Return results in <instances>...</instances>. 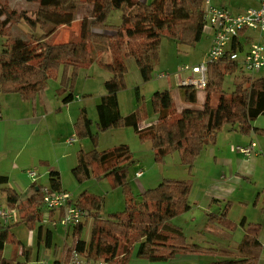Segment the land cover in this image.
<instances>
[{
  "label": "trees",
  "instance_id": "16d2710c",
  "mask_svg": "<svg viewBox=\"0 0 264 264\" xmlns=\"http://www.w3.org/2000/svg\"><path fill=\"white\" fill-rule=\"evenodd\" d=\"M36 1L38 8L34 18L26 11L1 10L0 7V34L9 36L5 49L0 52V94H16L25 101H31L46 90L49 79L57 78L60 69L64 73L71 70L68 78L73 84L79 70L97 62L112 75L105 81L106 94L96 106L99 132L131 127L142 142H151L157 162L178 152L181 164L188 168L189 173L202 151L217 143L218 133L224 126L228 125L231 130L243 135H250L253 132L252 121L264 115V74L243 75L235 83L233 91L227 93L223 89L225 77L242 69L238 63L228 59H221L209 66V83L201 109L183 108L178 111L170 90H164L155 92L151 98V106L156 114L153 124L140 127V123L147 118L143 104L129 115L121 114L118 94L126 88V59L133 57L142 80L150 81L154 71L153 62L163 35L170 36L179 44L190 46L201 41L205 0H156L150 4L143 0ZM81 1L94 4L93 20L90 24L84 20L81 38L49 43V37L57 28L72 24ZM115 9L122 11L120 26L108 24V18ZM12 22H25L29 30L34 32L29 31L31 39H36L37 47H32L23 39L11 40L8 27ZM36 32H40L38 38L34 36ZM242 33L245 34V31ZM246 42L249 43L248 37ZM90 43L99 56L91 52ZM105 53L112 55V62L103 61L101 56ZM62 91L65 90L60 88L59 93ZM179 91L184 104L197 103V91L193 87L179 86ZM68 97H72V94L64 101ZM137 99L140 100L138 92ZM92 124L86 109L82 108L74 124L75 134L81 139L89 137L95 149L79 151L78 163L72 173L82 182L91 177L92 168L98 164L105 176L111 177L115 185L124 189L128 204L124 211L105 219L98 211L100 198H91L86 194L81 197L76 205L90 212L88 220H94V225L88 243L80 237L88 216L74 228L76 251H89L90 255L105 259L104 264H114L119 249L116 233L125 234L128 231H133L134 236L133 243L125 253L127 263L133 252L137 257L147 260H169L179 253L178 250L196 256L214 251L186 243L182 230L170 224L178 214L191 209L188 198L192 186L189 182L165 178L157 187L140 194L141 201L138 203L132 197L127 182L129 168L135 164L129 146L121 144L99 150V134L92 132ZM7 183L8 178L0 175L1 191L6 196L8 207L18 210V219L9 224L0 223V264H27L15 257H4V249L8 242L21 247L23 245L11 232L14 227L26 225L33 231L36 224L42 221L45 187L32 184L24 192H18L15 188L6 187ZM48 187L52 191L63 190L59 172H50ZM228 212L227 205L220 213L210 212L208 220L224 229L234 230L236 224L228 218ZM43 227L40 224L37 229L39 241ZM259 233L260 227L257 226L247 229L233 257L191 264H262L264 243L260 241ZM175 239L182 241L180 249L170 244L168 255L161 254L164 246ZM54 264L61 263L56 260Z\"/></svg>",
  "mask_w": 264,
  "mask_h": 264
},
{
  "label": "rangeland",
  "instance_id": "374dc122",
  "mask_svg": "<svg viewBox=\"0 0 264 264\" xmlns=\"http://www.w3.org/2000/svg\"><path fill=\"white\" fill-rule=\"evenodd\" d=\"M144 1L150 4L156 0ZM210 1L213 6L227 8L230 12L235 14L245 11L254 5H251V3L255 2V0ZM0 7L1 10L11 11L15 9L17 12L26 11L28 15L34 18L38 8V1L0 0ZM93 11V3L81 1L77 6L75 20L72 24L57 28L56 32L49 37L48 42L55 43L57 39H59L57 42L76 41L80 39L82 23L84 20L89 24L92 22ZM121 17L122 11L115 9L108 18V24L120 26L122 22ZM29 31V27L25 22H12L8 27L11 40L24 38L23 40L31 44L32 47H37V41L36 39H31ZM30 32L34 33L33 31ZM250 34L248 38L249 43L244 47L245 50H247L253 42L260 41L264 43V35L260 37V34H256V32H250ZM39 35L40 32H36L34 36L38 38ZM8 38L9 36L0 34V52L5 49ZM210 42L211 38L206 34H203L201 41L194 46L179 44L170 36L163 35L161 37L160 47L153 62L154 71L152 72V79L148 82L142 80L135 59L133 57H128L126 59V66L128 69L125 76L126 88L118 94L121 114L123 116L129 115L143 104L145 106L147 118L140 123V127H145L143 125L144 123L149 125L153 124L156 121V114L151 106V98L155 92L164 90H170L175 102V108L177 110L180 109V101L182 100L181 98L179 100L177 93L179 92L181 67L185 65H199L206 61ZM89 48L93 54L99 56L91 43L89 44ZM101 57L103 61L112 62V55L110 53H105ZM242 59L243 55L240 56V63ZM68 71L69 74L67 75ZM68 71L64 73V71L60 69L57 78L49 79L48 81L46 90L48 89V92H51L54 102H58L60 99L59 97L63 96L65 93H67V96L73 93L74 96L79 95L80 98V95H82L84 100L79 102L84 105L86 100L88 111L85 107L83 108L86 109L88 117L93 122L91 128L92 132L95 135H97V133L99 134L98 149L106 150L121 144L129 146L137 165L132 164L130 166L127 182L132 192V197L138 203L141 201L140 194L143 192L138 190L139 185L137 183L136 186L134 180H139L143 186H145V191L157 187L165 178L187 180L192 186L188 198L191 209L178 214L170 221V224L182 230L186 243L196 244L208 250H214L211 252L208 251L209 254L206 253L200 256L187 255L181 250H178L179 253H177L173 259L169 260H147L137 257L135 252H133V255H131L127 263L125 262V253L129 249L130 244L133 243L134 232L128 231L125 234L124 232H117L116 238L119 249L114 264H191L233 257L236 255L237 245L241 242L247 229L254 226H257V228L260 227L259 239L264 243V130H262V128L264 129V116L252 121V125L257 131L250 135H243L231 130L228 125L224 126L218 133L217 143L207 146L202 151L200 156L195 160L191 173H189L188 168L181 164L180 154L178 152H174L165 157L161 162H157L151 142H142L131 127L112 128L107 132L100 133L97 127L99 117L96 105L99 103L101 96L106 94L105 81L112 75L108 71L102 69L97 62H93L88 67L79 70L75 82L71 84L68 78L71 74V70ZM162 72L168 74V77L163 79L157 78L156 75ZM262 74H264V72H262ZM243 75L251 74L242 68L234 75H227L223 82V89L225 92L231 93L235 83L239 81ZM60 88L65 90L64 92L62 91L63 93L61 94L59 93ZM56 89L58 95L55 93ZM205 91L203 92L205 93ZM137 92L140 94V100L137 99ZM197 98L199 104L202 101V95H197ZM196 105L197 104L194 106ZM69 129V124L66 123L63 132H67ZM100 137H102L101 140ZM47 139L46 149H49L52 144L50 138ZM76 139L77 141L75 143L70 144L74 150H80L81 143L84 144V142L91 144L92 147L87 146L83 151L87 152L95 149V145L89 137L81 139L76 136ZM247 141L248 143L251 141V143H256L258 145V150L260 149L261 151L260 155H256L255 152L248 161L239 152L232 151V148L238 146L251 145V143L247 145L244 144ZM241 159L246 161L243 160L245 163L243 162L242 166L239 164V160ZM76 165L77 164H75V166ZM73 168L67 172H63L61 181L66 191L72 194L75 203L85 194L91 198H100V209L98 211H100V215L105 219H109L111 215L120 213L126 209L128 197L124 189L115 185L111 177L105 176V173L103 174L102 168L98 164L92 168L91 177L82 182H79L75 178L72 173ZM137 170L144 171L145 176L140 179H135L137 178L135 177ZM146 178L151 184L146 183ZM46 186H49V184ZM218 195L225 198H220V203H217L218 198L215 200V197H218ZM226 204L229 210L228 218L236 224L234 230L224 229L208 220L207 215L210 212L220 213L227 206ZM42 209L43 215L48 213L46 207ZM56 215L57 214H55L54 217H56ZM43 218L44 216L42 220ZM88 219L89 216L84 221L87 222V224L84 226L80 235L82 240H88L86 241L87 243L90 242L93 232L92 219ZM243 221H245L244 225H242ZM56 222L57 227L55 228L53 245L51 246L46 245L44 233L40 239L41 242L39 245L37 242V229L40 224L46 226L47 224H51V222L44 223L40 221V223H37L34 239L33 233L26 225L14 227L11 232L15 238L34 246L32 251H30L31 260H27L26 253L22 252L21 245H17L14 242H8L6 244L4 257L9 259L15 257L18 261L26 262L27 264H41V262L54 264L56 260H59L61 264H73V255L78 252H76L75 249L76 237L73 234L76 226L73 228L63 227L58 222V215ZM67 232L69 233L67 234ZM170 244L176 245L179 248L182 241H177L176 239L172 240L168 246L165 245V248L160 251L161 254L168 255L170 252ZM38 253L42 259L40 263L38 262L39 260L36 259ZM78 253L82 264H94L95 262L98 263L99 261L105 260L101 257L90 255L89 251ZM261 263L264 264V249L262 251Z\"/></svg>",
  "mask_w": 264,
  "mask_h": 264
},
{
  "label": "crops",
  "instance_id": "0c3cea01",
  "mask_svg": "<svg viewBox=\"0 0 264 264\" xmlns=\"http://www.w3.org/2000/svg\"><path fill=\"white\" fill-rule=\"evenodd\" d=\"M251 5V7L257 8L259 7V1L255 0ZM58 40L59 39H57V41ZM57 41L55 43H62ZM68 74L69 71L67 75ZM55 93L57 94V89ZM199 95H202V101L199 104L198 98L196 106L186 105L180 101L181 108L178 110L181 111L183 108L201 109L205 100V93L201 92ZM80 96L81 98L79 95L74 96L72 93V97H68L66 101H64L67 97V93H65L63 96L59 97V100L57 98L58 102H54V98L52 97L51 92H48V89L31 101H25L16 94H0V175L8 178L6 187L15 188L18 192H24L27 190L33 184L26 172L30 169H36L39 174V180L34 184L46 187V185L49 184L50 172L57 171L61 176L63 172L71 170L75 164L78 163L77 157L80 150H85L87 146L92 147L91 144L84 142V144L81 143V149L76 151L70 145L75 142L68 143L69 140L76 139L74 124L77 121L80 109L85 107L88 111L86 100L84 105L80 104L79 101L82 102L84 100L82 95ZM177 96L180 100V91L177 93ZM262 116L264 115H260L256 119H260ZM64 122L68 123L70 127L67 132H63L64 125L66 124ZM143 125L146 127V125L149 124L144 123ZM262 130L264 129L262 128ZM255 131L257 130L253 127V132ZM47 138H50L52 144L49 149H46ZM101 139L102 137H100V140ZM249 143L247 141L244 144L247 145ZM247 146H250V144ZM256 151L258 152L257 155L261 154L260 149L258 150V145ZM243 160L244 159L239 160L241 166L245 161ZM135 164L137 165V162ZM140 171L142 170H137L136 174ZM144 176L145 175L140 178H143ZM140 178L137 177L135 179ZM145 181L147 184H151L147 178ZM134 183L136 186L138 183V190L140 192L145 191V186H143L139 180H134ZM1 188L2 186H0V212L9 208L6 196L1 191ZM62 188L63 190H66L63 186ZM216 198H218L217 203H220L221 199H225L219 195L218 197H215V200ZM51 218V224H47L42 229V235L44 233V240L48 246L53 245L54 232L57 227V215L56 217L52 215ZM0 223H3L1 218ZM93 225L94 222L92 220V226ZM35 231L36 230L31 231L33 233V239L35 238ZM68 233L69 232H67V234ZM20 241L23 242L22 240ZM37 242L38 245L41 242L38 240V237ZM33 248V245L23 242L22 252L26 253L27 260L29 261L31 260L30 251H32ZM36 259L39 260V263L40 260H42L39 253L36 256Z\"/></svg>",
  "mask_w": 264,
  "mask_h": 264
},
{
  "label": "built area",
  "instance_id": "2783aa9c",
  "mask_svg": "<svg viewBox=\"0 0 264 264\" xmlns=\"http://www.w3.org/2000/svg\"><path fill=\"white\" fill-rule=\"evenodd\" d=\"M259 7H250L241 13H232L227 8H219L212 5L210 0H205L204 3V26L203 34L211 38L210 48L207 53V59L199 65H185L181 67L179 76V86H191L200 92L206 90L209 83V66L221 59L238 63L245 71L253 74L264 72V43L258 41L250 44L247 50L244 49L247 42V37L250 32L264 35V0H258ZM245 34H241L244 32ZM243 59L240 63V56ZM157 78H167L168 74L162 72L156 75ZM79 98V97H78ZM143 128V127H142ZM76 142V139H71L68 143ZM256 143H251L250 146H238L232 148V151L239 152L246 160L257 151ZM27 175L36 183L39 180V174L36 169L27 170ZM144 175V171L136 174L140 178ZM44 204L48 210L43 218V222H50L51 215H58V222L63 227H75L81 224L89 213L80 208L74 202L72 194L66 190L52 191L48 186L44 188ZM17 210L15 208H7L0 212V218L3 224H9L17 218ZM77 252V251H76ZM73 264H82L79 253H74L72 258ZM47 264V262H41ZM94 264H104V261H99Z\"/></svg>",
  "mask_w": 264,
  "mask_h": 264
},
{
  "label": "bare ground",
  "instance_id": "6f19581e",
  "mask_svg": "<svg viewBox=\"0 0 264 264\" xmlns=\"http://www.w3.org/2000/svg\"><path fill=\"white\" fill-rule=\"evenodd\" d=\"M53 215V214H52ZM52 215H51V217H52ZM52 219V218H51Z\"/></svg>",
  "mask_w": 264,
  "mask_h": 264
}]
</instances>
